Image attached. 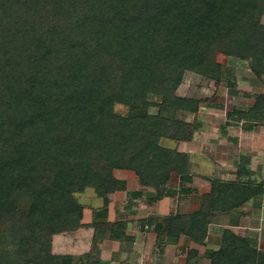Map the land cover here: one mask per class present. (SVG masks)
Masks as SVG:
<instances>
[{"label":"trees","instance_id":"trees-1","mask_svg":"<svg viewBox=\"0 0 264 264\" xmlns=\"http://www.w3.org/2000/svg\"><path fill=\"white\" fill-rule=\"evenodd\" d=\"M263 15L264 0H0V212L15 209V194L31 196V233L17 251L21 264H56L60 258L64 264H96L90 252L53 253L51 236L83 225L84 205L72 198L74 191L90 186L106 205L108 193L124 187L113 167L137 171L139 183L157 191L172 172L188 178L186 154L159 142L166 124L172 139L192 136V123L175 115L196 111L199 101L175 89L186 70L234 85L216 51L246 60L255 76L264 75ZM89 62L107 65L105 72L99 69L102 79L87 74ZM116 89L129 103L142 101L143 112L112 113ZM152 96L160 98L159 111L147 115ZM228 118L264 123V90L247 109L233 106ZM37 171L50 179L45 185H38ZM212 185H223L238 203L248 192L240 183ZM214 196H206L205 210ZM196 213L205 228L209 212ZM193 219L188 231H194ZM33 236L32 245L23 246ZM206 254L210 264H264L255 239L228 228L219 248Z\"/></svg>","mask_w":264,"mask_h":264},{"label":"crops","instance_id":"crops-1","mask_svg":"<svg viewBox=\"0 0 264 264\" xmlns=\"http://www.w3.org/2000/svg\"><path fill=\"white\" fill-rule=\"evenodd\" d=\"M263 90L245 96L253 101ZM207 117L198 121L188 116L192 136L178 141V151L187 156L188 178L182 180L172 172L165 189L157 191L141 185L137 171L119 169L114 177L124 187L108 193L106 205L96 196L101 202L91 208L89 220L84 218V205L83 225L67 233L73 237L88 233L83 249L63 253L90 252L96 264H201L203 260L210 264L206 253L219 248L225 228L254 238L257 247L264 248V123L244 119L231 123L227 116L210 129ZM213 180L247 185L248 194L238 203L233 193L222 191L223 185L213 188ZM210 192L216 199L205 210L203 201ZM196 212H209L205 228ZM190 215L194 231H188Z\"/></svg>","mask_w":264,"mask_h":264},{"label":"rangeland","instance_id":"rangeland-1","mask_svg":"<svg viewBox=\"0 0 264 264\" xmlns=\"http://www.w3.org/2000/svg\"><path fill=\"white\" fill-rule=\"evenodd\" d=\"M67 20L63 22L65 27L66 25H69V22H71L69 21L71 20L70 18ZM262 20L264 22V15ZM70 37L71 40L75 38L74 31L70 35ZM114 40L110 38V42L112 44L110 43L109 44L112 47H115L116 45ZM214 57L217 62L221 63L225 74L234 75L235 77L234 85L232 86L227 85L226 79L224 78L217 80L214 78H208L203 74L197 73L193 70H186L183 74L181 82L178 84V86L175 89L176 93L181 96L195 98L196 100L198 99L199 102L196 111L193 112L188 110L178 111V113L175 115V118L179 122L186 121V119H188V116L193 117V115H194V119L195 120L197 119L198 121L200 120L203 121V117L206 118L207 116H210L211 118L207 117L208 119H211L209 123L210 129L215 128L218 123L223 122V117L228 116V112L232 108V105H236V107H241L246 109L248 108V106H250L253 103L254 100L252 101L251 99L245 96L246 92L255 93L257 90L264 87V75H260L259 77L255 76L250 70L246 60L239 59L236 56H229L221 51H216ZM103 59H105V57H103ZM98 66L101 67L98 68ZM84 68L86 69L88 75L92 73L93 74L95 73L96 75L99 74L100 76L98 77V79H102V75L100 73L102 72V70H100L99 72V69L103 68V72H105V69H108L107 65L104 66L103 62L100 65H93V63L89 62L85 64ZM115 70L117 72V70L119 69L116 68ZM86 78H88V76H86ZM91 79L92 78H89L88 81H91ZM113 80H114L113 86L118 87L119 84L121 83V81H119V77L116 76L114 77ZM116 93L119 97L117 99H114L111 103L112 113L116 114L118 117H132V115L134 114L136 115V113L138 114V112L140 113L143 112L142 101L141 102L138 101L137 103H129L128 99H125L126 98L125 96H120V92L118 89H116ZM159 104H160V98L156 96H152V98L150 99V105L148 104L147 107H145L146 109H144V112H146L145 114L149 115L158 112ZM107 110H109L108 107L106 111ZM168 112L169 111L165 112L164 116L168 117L169 116ZM186 127L189 130V127L188 126ZM165 130H166V135L165 136L163 135V137L160 138L159 142L162 145L175 146L177 150H179L180 144L178 143V141L183 139V137L177 136L178 137L177 140L172 139V137L170 138L169 135L171 136L172 133L170 126L168 124H166ZM180 130L181 128L178 129L176 133H179ZM180 133H182L181 135H184L183 131ZM211 135L212 134H209V137H211ZM40 169L43 170L42 167L38 166V170ZM119 169H129V168L113 167L111 169L112 175L113 176L117 175V171ZM39 173L40 172L37 171L38 185L39 186L45 185V182H48L50 179L46 178L45 177L46 175L43 176L42 178L39 177L41 175V174L39 175ZM72 198L85 205L84 218L87 220L91 219L92 217L91 212L93 213V211L91 208L98 206L101 202L100 199L96 197L93 188L90 186H87L81 191H74ZM13 200H14L15 209L12 212H0V264H21L18 260V255H17L18 249L22 248V244L20 245L19 242H21V239L24 234L27 236L29 233H31L30 232L31 230L28 229L29 227L27 222V216L29 215L28 210L31 204V196L29 197L28 196L26 197L25 195L16 196L15 194ZM61 224H62V220H61ZM32 231H34V229ZM35 235L37 236V232L35 233ZM88 236H89L88 233H80L76 237H73L72 235L71 236L68 235L65 231L52 233L51 251L53 253H60L58 251H61L62 253L73 250L80 251L83 249L82 246L85 243V241H88L87 240ZM32 240H33L32 242L28 241L27 238L26 243L23 246L28 247L32 245V243L36 239L34 238ZM37 246L39 247L40 244L36 243L35 247L37 248ZM64 261L65 259L60 258L58 260V263L56 264H64L63 263ZM207 263H208L207 260L206 261L203 260L201 262V264H207Z\"/></svg>","mask_w":264,"mask_h":264}]
</instances>
